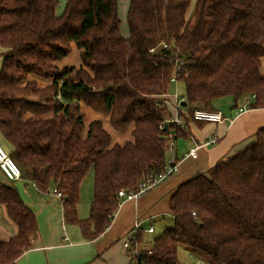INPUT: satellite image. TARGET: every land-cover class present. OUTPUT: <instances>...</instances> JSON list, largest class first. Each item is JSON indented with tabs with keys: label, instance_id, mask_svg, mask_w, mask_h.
I'll list each match as a JSON object with an SVG mask.
<instances>
[{
	"label": "trees",
	"instance_id": "16d2710c",
	"mask_svg": "<svg viewBox=\"0 0 264 264\" xmlns=\"http://www.w3.org/2000/svg\"><path fill=\"white\" fill-rule=\"evenodd\" d=\"M58 4L0 0V131L41 192H62L65 222L94 239L112 223L119 190H137L166 168L171 128L182 135L190 122H206L194 118L195 109L217 110L224 96L234 107H264V0H129L127 37L118 0H65L61 14ZM73 44L81 65L60 67ZM174 75L185 85V129L165 118ZM82 104L133 140L112 144L100 119L85 130ZM91 167L93 200L80 219ZM7 180L0 170V204L17 233L0 240V264H16L33 247L38 222ZM170 209L172 223L150 247L139 237L134 264H181L180 246L207 264H264V128L241 151L181 183Z\"/></svg>",
	"mask_w": 264,
	"mask_h": 264
},
{
	"label": "crops",
	"instance_id": "0c3cea01",
	"mask_svg": "<svg viewBox=\"0 0 264 264\" xmlns=\"http://www.w3.org/2000/svg\"><path fill=\"white\" fill-rule=\"evenodd\" d=\"M126 1L129 6V0ZM62 9L64 10L63 7ZM62 12L58 13L57 11L58 14H61ZM128 35L129 30L127 24V31L125 32L124 36L127 37ZM2 51L3 49L0 47V54L2 53ZM182 97H184V94L181 97L176 93L172 95L170 93V90L164 96V98H166L165 118L167 121L177 115L178 111L176 110L175 105L177 100ZM242 105H248L249 107V103L247 102L239 104V106ZM236 108L237 107H234V101L232 99L231 109L227 112L222 111V113L226 117H229L233 114ZM216 109L220 110L218 108ZM93 112L95 113V111ZM101 116H103L102 120L104 122H108V117L104 115ZM93 117H95V115H92L90 119H92ZM260 128H264V107H249L233 122H230L228 119L223 122H190L187 128L184 130L185 133L182 135L177 134L175 129L171 128L168 135L172 139L173 146L169 148L170 151H167V159L171 162H178L179 165L177 171L165 178L153 188L141 194L139 197L130 199L118 198L121 203L114 214L112 223L101 235L94 239L85 238L82 231L80 233H76L75 240L70 239L65 226V224L67 225V223H65L64 220L62 201H60V199H58L56 195L54 196L51 194L54 189L50 190V188L48 191L41 192L38 189V186L34 184L35 182L30 179L33 188L40 195H44L46 193H49L51 195L50 200L43 199L40 202L31 198L28 187L24 186L22 190L19 186V183H17L18 181H28L27 179L22 176V179L14 180L13 183L19 190L24 202L36 214L38 222V233L35 237L33 247L26 250L16 260V264L135 263V260L132 258V256L129 254V251L124 246V240L127 236V233L132 228L134 222L139 219L142 221L143 227L146 228L150 225L154 227L153 232L143 231L141 233V238L145 243L143 244V246L147 248L150 247V241L148 240L150 239L149 234L156 231L155 224H159V226H162L163 231L164 228L168 226L173 220L170 209V197L174 193L176 188L181 183L190 179L196 174L206 172L221 158L233 155L244 149L248 144L254 142L256 139V132ZM215 136H218V140L214 143L203 145L202 147H200L197 151V157L186 155L190 148L195 146L196 143H206L209 139ZM90 199L93 200V196ZM79 205L80 202L77 206V214L79 213ZM43 213L48 214L46 222V227L48 228L46 239H44L43 237L41 238L39 228L40 224L42 225L43 222V218H41V215ZM16 233L17 226L15 222L8 216L6 207L0 204V240H8Z\"/></svg>",
	"mask_w": 264,
	"mask_h": 264
},
{
	"label": "rangeland",
	"instance_id": "374dc122",
	"mask_svg": "<svg viewBox=\"0 0 264 264\" xmlns=\"http://www.w3.org/2000/svg\"><path fill=\"white\" fill-rule=\"evenodd\" d=\"M62 7L64 8V0H59V4L57 7L58 13L62 12V10H63ZM127 8H128V4H127L126 0H118V13H119V18H120V22H121L120 28H121V32L123 35H125V32L127 31V22H126ZM80 51L81 50L76 45L73 44V49L70 52V54L68 56H66L65 58L57 61V64L59 66L79 67L81 65ZM262 64L263 65H262L261 70H262V74L264 75V60H263ZM1 65H2V56L0 54V68H1ZM39 83H40V86H45L48 84V81L40 80ZM170 93L172 95H174L176 93L180 97L183 96V94L185 93V85H184L183 81L178 80L177 82H172V85L170 87ZM215 106H216V108L220 109L221 111L227 112L232 107V98L230 96L219 97L215 100ZM182 107L184 108L185 106L182 105ZM82 108L85 111V117H84V122L86 124L85 130L87 129V126L91 120H93V119L102 120L103 119V116H101L102 114L100 115V113H97V112L94 113L90 107L82 104ZM90 112L92 113V115H95V117H93L92 119H90L92 116ZM105 128L112 135V144H124L127 141L133 140V136H132L131 132H126V133L117 132L116 130H114L112 128V126L108 122H105ZM179 139H177V140H179ZM0 143L5 148L6 151L11 150V148H12L11 143L2 135L1 131H0ZM22 176L25 179H27L28 181H26V180L25 181H18L17 183H19V186L22 190H23L24 186L28 187V189L30 191L31 198L35 199L36 201H40V202L43 199L50 200L51 195L49 193H46L44 195L43 194L40 195L33 188L31 180H30L31 179L30 172H28L26 170H22ZM93 184H94V171H93V168L91 167L89 169V171L87 172V174H86V176L82 182V186H81L82 187L81 188V201H80V205H79V209H78L79 217L82 216L80 218H86L90 214V206H91V202H92L91 201L92 199H90V198L93 196ZM17 186H18V184H17ZM19 186H18V188H19ZM52 189L53 188H51L50 190H52ZM51 194L54 195V192L52 191ZM81 214H85V215H81ZM47 217H48L47 213H43L41 215V218H43V222L41 221L42 225L40 224V227H39L41 238L43 237L44 239H46V235H47V231H48V228L46 227ZM65 226H66V230H67V233H68L70 239L75 240L76 233L81 232L80 226L77 223H72V222L67 223V225L65 224ZM155 228H156V231L154 233L149 234L150 239H148V240L150 242L153 240L154 237L160 235L162 232V226H159V224H155ZM178 254H179V259H180L181 264H196V262H198V261L200 262V264H207V263L203 262L201 259L194 256L192 253H190V249L186 246H180L179 250H178Z\"/></svg>",
	"mask_w": 264,
	"mask_h": 264
},
{
	"label": "built area",
	"instance_id": "2783aa9c",
	"mask_svg": "<svg viewBox=\"0 0 264 264\" xmlns=\"http://www.w3.org/2000/svg\"><path fill=\"white\" fill-rule=\"evenodd\" d=\"M180 66H181L180 63H178L177 69H179ZM172 81L177 82L178 77L176 75H174L172 77ZM182 101H184V97L177 100L176 105H175V108L178 111L177 115L167 122L176 123L181 128L185 129V124H184L181 116L179 115V110L182 107ZM248 108H249L248 105L239 106L234 110L233 114L229 117H226L222 113V111H220V110H210V109L197 108L194 111V118L196 120L206 121V122H209V121L223 122L226 119H228L230 122H233L237 117L242 115ZM217 140H218V136H215V137L209 139L206 143H203V144H197L196 143L195 146L190 148V150L188 151V153L186 155L192 156V157H197V155H198L197 151L200 147H202L203 145L214 143ZM172 146H173V142L171 140L170 141V147H172ZM178 165H179L178 162L168 161L166 168L163 171L159 172L156 175H151L148 179L141 182L139 184V187L137 188V190H132V191H128L126 189L119 190L118 198L119 199H127V198L130 199V198L139 197L141 194H143L146 191H148L149 189L153 188L154 186L159 184L161 181H163L165 178H167L168 176L172 175L175 171H177ZM0 170L2 171V173L4 174V176L8 180L14 181V180L22 179V170H21L20 165L5 150V148L2 146L1 143H0ZM34 184L36 185V183H34ZM53 192H54V195H56L58 197V199H60V201H63L64 195L62 194V192L60 190L54 189ZM120 203H121V201H120ZM193 213L195 214V212H193ZM143 231L153 232L154 227L152 225H150L149 227L145 228L142 225V221L137 219L134 222V224L132 225V228L130 229V231L127 233V236L124 240V246L129 251V254L132 257L138 256L141 253L139 237L141 236V233ZM149 252H151V251H149ZM196 264H200V262L198 261V262H196Z\"/></svg>",
	"mask_w": 264,
	"mask_h": 264
},
{
	"label": "water",
	"instance_id": "95a60500",
	"mask_svg": "<svg viewBox=\"0 0 264 264\" xmlns=\"http://www.w3.org/2000/svg\"><path fill=\"white\" fill-rule=\"evenodd\" d=\"M167 126V125H166Z\"/></svg>",
	"mask_w": 264,
	"mask_h": 264
}]
</instances>
